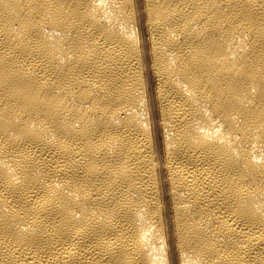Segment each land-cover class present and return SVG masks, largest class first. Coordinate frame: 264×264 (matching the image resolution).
Returning <instances> with one entry per match:
<instances>
[{
    "label": "bare ground",
    "instance_id": "1",
    "mask_svg": "<svg viewBox=\"0 0 264 264\" xmlns=\"http://www.w3.org/2000/svg\"><path fill=\"white\" fill-rule=\"evenodd\" d=\"M0 264H264V0H0Z\"/></svg>",
    "mask_w": 264,
    "mask_h": 264
}]
</instances>
